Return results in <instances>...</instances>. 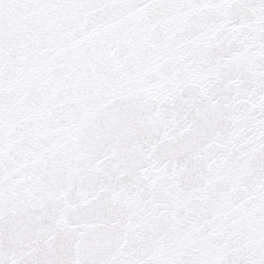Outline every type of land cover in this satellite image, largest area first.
<instances>
[{
    "label": "snow or ice",
    "instance_id": "1",
    "mask_svg": "<svg viewBox=\"0 0 264 264\" xmlns=\"http://www.w3.org/2000/svg\"><path fill=\"white\" fill-rule=\"evenodd\" d=\"M0 264H264V0H0Z\"/></svg>",
    "mask_w": 264,
    "mask_h": 264
}]
</instances>
